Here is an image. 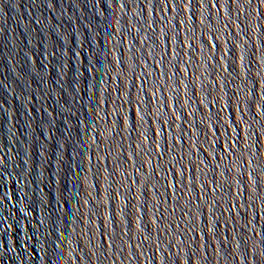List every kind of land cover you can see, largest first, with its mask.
<instances>
[{
	"label": "water",
	"instance_id": "water-1",
	"mask_svg": "<svg viewBox=\"0 0 264 264\" xmlns=\"http://www.w3.org/2000/svg\"><path fill=\"white\" fill-rule=\"evenodd\" d=\"M0 264H264V0H0Z\"/></svg>",
	"mask_w": 264,
	"mask_h": 264
}]
</instances>
